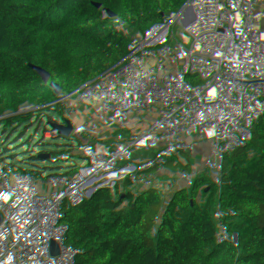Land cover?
Wrapping results in <instances>:
<instances>
[{
  "label": "built area",
  "instance_id": "2783aa9c",
  "mask_svg": "<svg viewBox=\"0 0 264 264\" xmlns=\"http://www.w3.org/2000/svg\"><path fill=\"white\" fill-rule=\"evenodd\" d=\"M134 14L155 20L163 39L153 55L167 72L159 114L105 161L75 146L89 166L88 185L41 218L18 223L6 237L23 247L11 251L30 249V264H213L242 225L261 239L257 262L264 264V108L236 85L237 72L229 78L241 53L264 66V0H219L205 10L193 0H136ZM190 29L216 40L194 52L192 75L172 46L173 33ZM237 111L256 133L247 158L220 138Z\"/></svg>",
  "mask_w": 264,
  "mask_h": 264
},
{
  "label": "trees",
  "instance_id": "16d2710c",
  "mask_svg": "<svg viewBox=\"0 0 264 264\" xmlns=\"http://www.w3.org/2000/svg\"><path fill=\"white\" fill-rule=\"evenodd\" d=\"M135 2L0 0V197L22 222L41 218L88 185L90 169L75 146L93 162L105 161L157 117L167 72L165 60L153 55L163 39L155 20L135 16ZM193 2L205 10L219 0ZM69 66L119 69L127 81L121 91L103 90L61 72ZM236 72V85L264 108V66L241 53ZM33 74L39 77L22 80ZM16 228L0 207L4 242ZM261 251L258 235L238 225L213 264H258Z\"/></svg>",
  "mask_w": 264,
  "mask_h": 264
},
{
  "label": "crops",
  "instance_id": "0c3cea01",
  "mask_svg": "<svg viewBox=\"0 0 264 264\" xmlns=\"http://www.w3.org/2000/svg\"><path fill=\"white\" fill-rule=\"evenodd\" d=\"M203 41L213 45L216 44V40L213 37L204 38L196 29H190L185 34L173 33L172 46L178 55L180 63L190 75L195 74L192 55ZM178 82L179 79L174 78L172 85H169V90L174 91L175 85ZM245 122V116L240 111H237L233 117L225 120V129L220 134V138L230 139L233 146L240 150L241 155L247 158L252 152L255 142L254 144L249 143L253 136V132L247 129ZM251 147L252 149L248 152V148Z\"/></svg>",
  "mask_w": 264,
  "mask_h": 264
},
{
  "label": "water",
  "instance_id": "95a60500",
  "mask_svg": "<svg viewBox=\"0 0 264 264\" xmlns=\"http://www.w3.org/2000/svg\"><path fill=\"white\" fill-rule=\"evenodd\" d=\"M62 73L70 74L85 83L95 86L97 88L107 90V91H121L126 84V75L119 69H115L109 72H100V71H87L85 69L78 68L76 66H69L61 68ZM39 76L33 74L23 78L25 82H30L37 79ZM162 106V103H161ZM161 110V107H160ZM159 110V112H160ZM159 114V113H158ZM157 114V115H158ZM70 146L75 144L71 141H68ZM0 207L4 213L9 214L15 224L21 222V216L14 211L10 210V203L5 199L0 197ZM261 214L262 213H259ZM264 215V214H263ZM24 253L17 251H9L8 254L18 260L19 264H30L33 258L32 252L30 249H24Z\"/></svg>",
  "mask_w": 264,
  "mask_h": 264
},
{
  "label": "rangeland",
  "instance_id": "374dc122",
  "mask_svg": "<svg viewBox=\"0 0 264 264\" xmlns=\"http://www.w3.org/2000/svg\"><path fill=\"white\" fill-rule=\"evenodd\" d=\"M236 75V69L235 68H229V78L234 77ZM232 82V79L230 80ZM252 149L248 148V152ZM135 160L137 162V167L140 169V164L139 162L143 160V156L140 154H137L135 156ZM18 250L20 251L22 249L21 245L19 244L18 241L16 240H9L5 241L3 246H0V264H6L7 260L11 259V256L8 254L9 250Z\"/></svg>",
  "mask_w": 264,
  "mask_h": 264
}]
</instances>
